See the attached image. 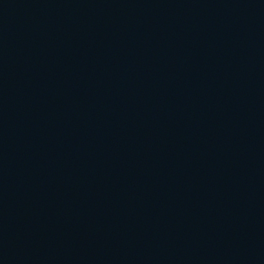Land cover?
Returning <instances> with one entry per match:
<instances>
[{"label": "water", "instance_id": "obj_1", "mask_svg": "<svg viewBox=\"0 0 264 264\" xmlns=\"http://www.w3.org/2000/svg\"><path fill=\"white\" fill-rule=\"evenodd\" d=\"M0 264H264V0H0Z\"/></svg>", "mask_w": 264, "mask_h": 264}]
</instances>
